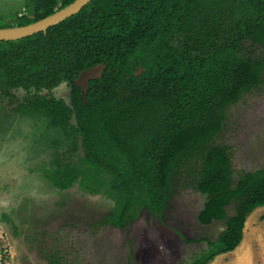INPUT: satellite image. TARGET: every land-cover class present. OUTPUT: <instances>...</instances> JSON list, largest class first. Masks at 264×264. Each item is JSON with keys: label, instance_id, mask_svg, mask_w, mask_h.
I'll return each instance as SVG.
<instances>
[{"label": "trees", "instance_id": "trees-1", "mask_svg": "<svg viewBox=\"0 0 264 264\" xmlns=\"http://www.w3.org/2000/svg\"><path fill=\"white\" fill-rule=\"evenodd\" d=\"M73 1L26 0L31 15L18 25ZM258 46L264 0H91L46 32L0 41V99L15 103L12 113L48 118L69 140L46 174L59 190L84 175L78 147L95 176H110L105 193L114 205L98 227L124 230L144 212L161 218L188 177L205 195L198 222L223 221L224 228L215 240L185 238L208 246L184 264H210L240 245L247 218L264 207V167L234 180L229 147L212 144L227 108L264 85ZM100 63L106 67L90 80L86 103L75 80ZM62 84L67 95L54 96ZM18 89L25 96L16 103ZM95 183L97 193L106 186ZM128 264L138 263L131 257Z\"/></svg>", "mask_w": 264, "mask_h": 264}, {"label": "rangeland", "instance_id": "rangeland-1", "mask_svg": "<svg viewBox=\"0 0 264 264\" xmlns=\"http://www.w3.org/2000/svg\"><path fill=\"white\" fill-rule=\"evenodd\" d=\"M29 11L25 0H0V28L17 26L11 14ZM264 58V46L255 48ZM60 85L56 96H66ZM16 103L25 96L14 91ZM6 103V100H5ZM0 99V258L3 264H184L207 248V243H186L185 238L215 240L223 221L201 225L197 215L205 195L197 192L188 177L172 197L161 218L147 212L124 230L97 226L114 202L105 189L110 176L92 172L82 162L78 147L74 159L84 175L68 190H59L46 177L54 169L56 154L70 148L60 129L48 126V118L14 114L15 103ZM226 120L213 145H226L232 154L234 180L242 172L264 167V85L244 94L227 108ZM104 181L106 186L95 192ZM98 183V182H97ZM233 213V206L227 208ZM264 227V208L251 213L246 232ZM1 261V260H0Z\"/></svg>", "mask_w": 264, "mask_h": 264}, {"label": "water", "instance_id": "water-1", "mask_svg": "<svg viewBox=\"0 0 264 264\" xmlns=\"http://www.w3.org/2000/svg\"><path fill=\"white\" fill-rule=\"evenodd\" d=\"M90 1L91 0H74L66 7L33 23L0 28V41L19 40L38 32H46L49 27L54 26L68 17L78 13ZM105 67L106 65L103 63L89 67L82 70L76 78L75 83L81 89V96L86 103L90 80L101 77ZM142 72L143 69L138 67L136 76L141 75Z\"/></svg>", "mask_w": 264, "mask_h": 264}, {"label": "crops", "instance_id": "crops-1", "mask_svg": "<svg viewBox=\"0 0 264 264\" xmlns=\"http://www.w3.org/2000/svg\"><path fill=\"white\" fill-rule=\"evenodd\" d=\"M261 208L264 207L257 209ZM248 218L240 245L233 251L218 255L210 264H264V227H256L249 233L246 232Z\"/></svg>", "mask_w": 264, "mask_h": 264}, {"label": "flooded vegetation", "instance_id": "flooded-vegetation-1", "mask_svg": "<svg viewBox=\"0 0 264 264\" xmlns=\"http://www.w3.org/2000/svg\"><path fill=\"white\" fill-rule=\"evenodd\" d=\"M25 4H26V0H25ZM26 8V7H25ZM27 10V9H26ZM29 11V10H28ZM22 15H31V12L29 11L27 14H25V13H23V12H20V13H14V14H11V16L12 17H15L16 19L19 17V16H22ZM58 88V87H57ZM56 88V89H57ZM55 90V89H54ZM54 92V91H53ZM44 94H47L48 92L47 91H44L43 92ZM54 96H56L55 94H54ZM56 97H58V96H56ZM10 112H11V110L10 109H8ZM14 114H20V113H14ZM23 115V114H22ZM26 116H28V115H26ZM55 129V128H54ZM64 191V190H63Z\"/></svg>", "mask_w": 264, "mask_h": 264}, {"label": "built area", "instance_id": "built-area-1", "mask_svg": "<svg viewBox=\"0 0 264 264\" xmlns=\"http://www.w3.org/2000/svg\"><path fill=\"white\" fill-rule=\"evenodd\" d=\"M0 260H1V261H0V264H3V262H2V258H0Z\"/></svg>", "mask_w": 264, "mask_h": 264}]
</instances>
